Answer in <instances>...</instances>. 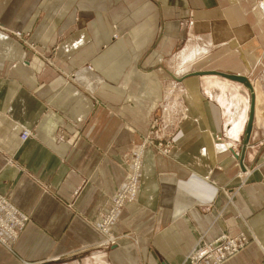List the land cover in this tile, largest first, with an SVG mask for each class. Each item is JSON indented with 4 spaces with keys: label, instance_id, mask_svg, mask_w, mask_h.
Here are the masks:
<instances>
[{
    "label": "crops",
    "instance_id": "obj_1",
    "mask_svg": "<svg viewBox=\"0 0 264 264\" xmlns=\"http://www.w3.org/2000/svg\"><path fill=\"white\" fill-rule=\"evenodd\" d=\"M263 3L0 0V195L27 216L0 264H204L193 249L239 233L221 264H264ZM215 72L253 85L244 150L250 91Z\"/></svg>",
    "mask_w": 264,
    "mask_h": 264
},
{
    "label": "built area",
    "instance_id": "obj_2",
    "mask_svg": "<svg viewBox=\"0 0 264 264\" xmlns=\"http://www.w3.org/2000/svg\"><path fill=\"white\" fill-rule=\"evenodd\" d=\"M29 132L23 130L21 132V139L25 140L28 138ZM145 141V138L144 140ZM144 143V142H143ZM148 143L153 144L151 138H149ZM146 144V143H145ZM162 144L158 143V147ZM156 146V148H158ZM160 152H168V150L162 149ZM137 154V153H136ZM133 155V161L131 168L129 169V174L126 181L122 184L117 193L114 195L113 201L108 208L107 212L102 216L99 222V227L104 232L108 226L110 227L121 211L126 207L127 204L136 200L137 188L135 190L136 175L135 173V163L137 155ZM140 161V157L138 159ZM27 220V216L20 213L12 204L7 200V198L0 195V241L5 243L6 238L1 233L4 230L8 236L11 238H16L18 235L17 228L24 226ZM247 243V238L243 233H239L235 236L220 235L216 239L212 240L207 244L212 249L209 252V247L206 245L203 247L201 252L202 257L206 259L204 264H221L223 261L229 257L236 254L240 249H242Z\"/></svg>",
    "mask_w": 264,
    "mask_h": 264
},
{
    "label": "water",
    "instance_id": "obj_3",
    "mask_svg": "<svg viewBox=\"0 0 264 264\" xmlns=\"http://www.w3.org/2000/svg\"><path fill=\"white\" fill-rule=\"evenodd\" d=\"M215 73H217L223 77L244 83L250 91L249 115H248L247 125H246L245 134H244V138H243V144H242V149L244 150L247 143H248V140H249V137L251 134V130L253 127V121H254L255 96H254L253 88H252L251 84L246 80V78H244L242 76H238V75L230 74V73H225V72H215ZM238 157H239V155H238Z\"/></svg>",
    "mask_w": 264,
    "mask_h": 264
},
{
    "label": "bare ground",
    "instance_id": "obj_4",
    "mask_svg": "<svg viewBox=\"0 0 264 264\" xmlns=\"http://www.w3.org/2000/svg\"><path fill=\"white\" fill-rule=\"evenodd\" d=\"M264 4V3H263ZM19 35V34H18ZM247 80V79H246ZM250 84H251V82L249 81V80H247ZM251 86H252V88H253V85L251 84ZM253 91H254V88H253ZM254 96H255V91H254ZM254 113H255V111H254ZM29 137V136H28ZM149 137V136H148ZM27 139V138H26ZM145 140H147L146 138H145ZM144 143H146V142H144ZM147 144H149L148 143V140H147ZM143 147H145V145H143L142 146V148L140 149V147H139V149L137 150V157H136V163H135V173H134V175H136L137 177H136V184H135V190H136V188H137V191L139 190V185H138V179H139V175H140V171H141V160L139 161L138 159H139V157H142V154H143ZM160 153H162V154H167L168 152H160ZM168 155V154H167ZM124 186V185H123ZM122 186V187H123ZM110 227L108 226V228L105 230V232L106 231H108V229H109ZM206 246H207V244H206ZM207 247H209V252H212V249H211V247L210 246H207ZM202 250H203V248H201L197 253H194V251L190 254V257H192L191 259H193V261L196 259V258H199V255H201V252H202ZM194 253V254H193Z\"/></svg>",
    "mask_w": 264,
    "mask_h": 264
},
{
    "label": "rangeland",
    "instance_id": "obj_5",
    "mask_svg": "<svg viewBox=\"0 0 264 264\" xmlns=\"http://www.w3.org/2000/svg\"><path fill=\"white\" fill-rule=\"evenodd\" d=\"M16 34H17V35H18V34L21 35L20 32H17ZM19 35H18V36H19ZM171 100H174V99H171ZM169 103H170V102H169ZM169 103H167V104L170 105ZM173 104L176 105V104H177V100H176V101L174 100V101H173ZM173 104H172V106H173ZM172 106H168V108L171 109V110H168V111H170V113L175 112V110L172 109ZM148 136H149V134H147V135L145 136V138L149 141V137H148ZM143 140H144V138H143ZM147 140H145V141H141V144H140V146H139L140 149L142 148L143 145H145V143H143V142H146V143H147ZM151 140H152V139H151ZM162 140H163V139H162ZM162 140H161V139H158V140H157V143L154 144V147H155L154 149H155L157 152H159V153H160L159 149H160V150H162V149L169 150V149H168V146H167V144H166L167 142L163 144V143H162V142H163ZM158 143H161L162 145H161L160 147H158ZM149 144H150V143H149ZM156 146H157L158 148H156ZM168 152H169V151H168ZM138 185H139V179H138ZM193 251H194V253H197V252L199 251V249H193ZM193 251H192V252H193ZM192 252H191V253H192ZM194 253H193V254H194Z\"/></svg>",
    "mask_w": 264,
    "mask_h": 264
}]
</instances>
